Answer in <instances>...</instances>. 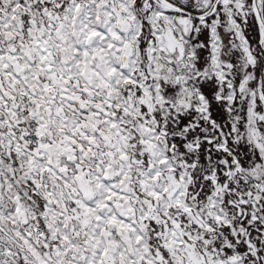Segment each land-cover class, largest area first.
I'll return each mask as SVG.
<instances>
[{
  "label": "snow or ice",
  "instance_id": "snow-or-ice-1",
  "mask_svg": "<svg viewBox=\"0 0 264 264\" xmlns=\"http://www.w3.org/2000/svg\"><path fill=\"white\" fill-rule=\"evenodd\" d=\"M0 264H264V0H0Z\"/></svg>",
  "mask_w": 264,
  "mask_h": 264
}]
</instances>
